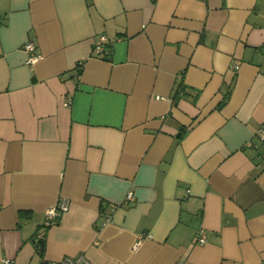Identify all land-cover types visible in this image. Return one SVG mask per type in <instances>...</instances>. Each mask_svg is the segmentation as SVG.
I'll use <instances>...</instances> for the list:
<instances>
[{
  "label": "crops",
  "instance_id": "obj_1",
  "mask_svg": "<svg viewBox=\"0 0 264 264\" xmlns=\"http://www.w3.org/2000/svg\"><path fill=\"white\" fill-rule=\"evenodd\" d=\"M263 123L264 0H0V264H264Z\"/></svg>",
  "mask_w": 264,
  "mask_h": 264
},
{
  "label": "built area",
  "instance_id": "obj_2",
  "mask_svg": "<svg viewBox=\"0 0 264 264\" xmlns=\"http://www.w3.org/2000/svg\"><path fill=\"white\" fill-rule=\"evenodd\" d=\"M107 43H108V39L105 35L98 36L93 46V54L102 53L105 50ZM24 49L28 53V59H27L28 64H35L42 58V55L37 53L36 45L32 40H29L25 43ZM256 134L260 137V139L264 140V123L260 125V127L257 129ZM127 199L132 200L133 193H129L127 195ZM67 209L68 206L65 202H61L56 207L48 209L45 219L42 222V229L39 233L40 234L39 236L41 237L45 236L47 228L58 223L63 213ZM109 221H111V216L107 215L103 224ZM206 240H207L206 231L205 229H201L198 234V242L202 244L205 243ZM3 264H12V260L9 258H5L3 259ZM57 264H93V263L85 254H79L76 256H66L62 258Z\"/></svg>",
  "mask_w": 264,
  "mask_h": 264
},
{
  "label": "trees",
  "instance_id": "obj_3",
  "mask_svg": "<svg viewBox=\"0 0 264 264\" xmlns=\"http://www.w3.org/2000/svg\"><path fill=\"white\" fill-rule=\"evenodd\" d=\"M227 99H228V95H227V97L225 98V100L223 101V105L227 102ZM43 241H44V238L43 237H40V240H39V249H41L42 250V243H43Z\"/></svg>",
  "mask_w": 264,
  "mask_h": 264
}]
</instances>
